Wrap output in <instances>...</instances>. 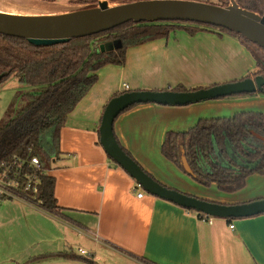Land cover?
<instances>
[{
    "label": "crops",
    "instance_id": "0c3cea01",
    "mask_svg": "<svg viewBox=\"0 0 264 264\" xmlns=\"http://www.w3.org/2000/svg\"><path fill=\"white\" fill-rule=\"evenodd\" d=\"M255 71L254 58L235 37L205 29L189 34L178 28L167 37L128 46L122 65L108 63L96 71V81L60 129L59 153L46 174L54 179L53 196L62 216L5 199L0 208L9 227L0 238L6 244L0 261L88 264L57 255L74 253L100 264H264V213L210 216L209 223L202 213L135 189L136 181L106 154L98 133L108 100L119 93L200 88ZM220 74L225 77L218 79ZM242 111L264 113V95L236 94L184 105L138 103L118 114L113 132L161 184L209 201L243 203L264 198V173L248 176L240 190L224 192L215 183L194 181L161 152L167 131H186L200 119ZM14 231L19 234L12 235ZM35 254L48 260L28 261Z\"/></svg>",
    "mask_w": 264,
    "mask_h": 264
},
{
    "label": "trees",
    "instance_id": "16d2710c",
    "mask_svg": "<svg viewBox=\"0 0 264 264\" xmlns=\"http://www.w3.org/2000/svg\"><path fill=\"white\" fill-rule=\"evenodd\" d=\"M91 1L78 0L80 3ZM235 1L242 8L264 15V0ZM218 2L221 6L229 4V0ZM178 28L189 34L205 29L235 37L256 63V72L245 77L261 75L264 79V48L237 32L212 24L179 20L129 21L103 32L47 46L0 34V82L14 73L20 83L31 88L17 95L22 105L0 123V161L14 155L38 157L39 208L62 216L53 196L54 179L42 171L50 168L52 159L59 153L60 129L68 113L96 81V71L108 63L122 65L128 46L167 37L170 31ZM114 39H120V47L109 52L98 51L99 43ZM168 89L196 88L176 86ZM256 93L264 95V83L261 90L243 94ZM161 152L201 185L215 183L224 192L240 190L248 176L264 173V113L242 111L232 117L200 119L186 131H167ZM57 255L95 263L74 253Z\"/></svg>",
    "mask_w": 264,
    "mask_h": 264
},
{
    "label": "water",
    "instance_id": "95a60500",
    "mask_svg": "<svg viewBox=\"0 0 264 264\" xmlns=\"http://www.w3.org/2000/svg\"><path fill=\"white\" fill-rule=\"evenodd\" d=\"M179 20L220 26L264 48V15L240 7L235 0L221 6L194 0H134L110 6L99 0L96 6L52 14H20L0 10V34L27 39L35 45H52L72 38L96 34L133 21ZM121 46L120 39L101 42L99 52ZM261 75L200 87L193 90H130L110 98L103 110L98 133L106 154L122 167L147 193L172 201L188 210L221 218L247 217L264 213V198L224 204L205 200L167 187L148 175L115 139L113 122L124 109L138 103L184 105L261 90ZM184 166L188 170L187 163ZM94 264H97L96 262Z\"/></svg>",
    "mask_w": 264,
    "mask_h": 264
},
{
    "label": "rangeland",
    "instance_id": "374dc122",
    "mask_svg": "<svg viewBox=\"0 0 264 264\" xmlns=\"http://www.w3.org/2000/svg\"><path fill=\"white\" fill-rule=\"evenodd\" d=\"M99 0H93L91 2L80 3L78 0H0V10L11 13H20V14H39V13H60L65 11L76 10L80 8H84L88 5L96 6ZM110 6L116 5L119 3L130 2L134 0H107ZM200 2H207L220 5L218 0H194ZM257 70V68H256ZM256 72V71H255ZM221 75V74H220ZM248 75V74H247ZM225 77L223 75L218 76V79H222ZM224 82H228V80H223ZM224 82H217L224 83ZM31 88L28 85L22 84L18 81L17 76L13 73L10 74L7 78L0 82V123L4 122L8 119L10 113L15 111V109L20 104L17 98V95L20 93H26ZM258 94V93H257ZM5 202V199H0V203ZM5 212L0 208V238L8 234L9 225L4 224L3 215ZM4 225V228H3ZM31 228V227H29ZM19 233L15 231L12 232V235L16 236ZM26 234L30 235L31 232L26 231ZM4 247H6L5 242L0 239V254L3 252ZM45 257L46 261L48 258L43 255L35 254L28 261H38V258ZM42 261V260H41ZM100 264L99 262H96ZM0 264H5L0 261ZM27 264V263H23Z\"/></svg>",
    "mask_w": 264,
    "mask_h": 264
},
{
    "label": "built area",
    "instance_id": "2783aa9c",
    "mask_svg": "<svg viewBox=\"0 0 264 264\" xmlns=\"http://www.w3.org/2000/svg\"><path fill=\"white\" fill-rule=\"evenodd\" d=\"M39 159L35 155L19 156L14 155L8 159L0 161V198L20 199L39 207L41 200L38 196V185L40 178L38 171L40 169ZM43 173L46 171H42ZM141 188L136 182L135 189ZM139 191L137 196L143 195ZM209 223L212 218L203 215ZM230 228L233 224L229 225Z\"/></svg>",
    "mask_w": 264,
    "mask_h": 264
},
{
    "label": "flooded vegetation",
    "instance_id": "af4514ba",
    "mask_svg": "<svg viewBox=\"0 0 264 264\" xmlns=\"http://www.w3.org/2000/svg\"><path fill=\"white\" fill-rule=\"evenodd\" d=\"M251 77L253 78L254 76L252 75Z\"/></svg>",
    "mask_w": 264,
    "mask_h": 264
}]
</instances>
